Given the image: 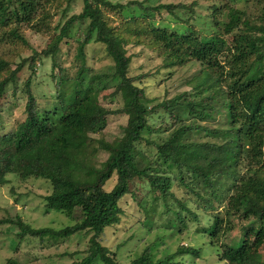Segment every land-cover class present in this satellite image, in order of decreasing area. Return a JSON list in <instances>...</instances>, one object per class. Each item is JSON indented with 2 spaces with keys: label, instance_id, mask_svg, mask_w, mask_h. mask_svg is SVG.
Returning a JSON list of instances; mask_svg holds the SVG:
<instances>
[{
  "label": "trees",
  "instance_id": "trees-1",
  "mask_svg": "<svg viewBox=\"0 0 264 264\" xmlns=\"http://www.w3.org/2000/svg\"><path fill=\"white\" fill-rule=\"evenodd\" d=\"M248 2L257 14L245 16L243 10L231 9L222 32L214 31L216 39L206 41L195 30L155 24L148 20L152 15H146L145 8H140L145 13L129 17L132 25L138 20H148L138 34L131 30L130 34L118 32L109 25L103 8L123 11L126 6L107 0H82L81 12L68 17L44 49L15 62L16 45L30 48L24 27L34 32L42 30L36 13L38 0H0V45L9 50L0 52V101L9 85L14 93L20 90L25 95V119L15 130L0 135V186L9 183L14 186L28 178L43 179L49 186V192L41 195L45 212L55 210L71 219L69 225L61 228L32 227L18 214L14 219H0V223H14L21 237L38 238L45 244L50 241L58 245L89 236L83 256L67 249L51 256L67 257L68 264H118L115 253L109 255L108 248L101 244V235L105 228L119 223L124 213L122 198L129 193L133 197L132 185L145 184L152 195L141 207L155 212L162 203V214L170 217L160 231L167 234H156L157 239L128 264H189L188 259L193 256L202 257V249L180 245V232L191 220L186 211L194 219L198 217L186 207V201H179L174 211L166 200L159 202L160 198H167L174 181L165 175V170H172L175 179L189 187L206 212V228L192 239L214 247L213 262L264 264L257 253L259 242L264 240V0ZM152 8L154 11L166 8L173 13L186 5L164 3ZM84 22L82 38H75L78 51L74 59L81 64L74 73L73 65L58 66L52 62L51 68H57L58 75L55 82L53 71L48 73L52 86L48 95L50 107L39 103L32 91L31 75L21 88L17 84L28 66L34 72L27 59L33 62L54 57L60 43L70 38L73 25ZM143 34L148 35L150 45L156 46L159 59L156 70L166 71L168 79L188 61L200 63L202 67L196 73L200 74L199 79L190 89L171 97L164 94L161 100L159 96L152 105L147 103L145 88L137 78L128 75L131 60L125 48L131 38L139 45L141 40L135 36ZM228 35H232L230 41L225 37ZM90 42L104 45L113 65L111 74L88 75L84 49ZM226 50L229 55L222 57ZM224 57L226 65L220 63ZM164 86L166 94H170L169 84ZM110 87L114 88L110 94L121 98L122 105L114 111L128 118L122 136L107 141L98 134L112 110L100 104L97 97ZM213 113H220L226 125L198 123L214 120ZM155 117L159 119L157 126ZM101 152L107 155L103 160L99 159ZM113 175L115 182L107 189L106 181ZM233 217L257 225L249 226L232 242L218 243L220 236L231 229L224 225V218L230 222ZM167 236L178 239L173 253L160 248L166 244ZM63 245L69 249L68 244ZM155 250H160L163 256L156 257Z\"/></svg>",
  "mask_w": 264,
  "mask_h": 264
},
{
  "label": "rangeland",
  "instance_id": "rangeland-1",
  "mask_svg": "<svg viewBox=\"0 0 264 264\" xmlns=\"http://www.w3.org/2000/svg\"><path fill=\"white\" fill-rule=\"evenodd\" d=\"M113 4H119L126 6L123 11L120 8H103L104 17L107 19L110 26L114 27L118 32H127L130 34H138L141 31V27L146 25L148 20H153L155 24L166 26L169 29L184 28L195 30L202 35V38L206 41L215 40L216 35L214 31H221L223 25L228 21V13L231 9H239L245 12V16H254L257 14V10L248 0H107ZM168 3H183L186 8L175 9L173 13L169 12L166 8H162L159 11H154L152 7L159 6L160 4ZM82 0H38L37 3V18H40L42 30L34 32L27 26L24 27V34L28 40L30 48L23 47L21 44L16 45L18 55H14V61H20L21 57H29L35 52H40L46 47L52 38L59 32L60 26L70 17L72 14L81 12ZM152 15L146 22L138 20L135 25H132L130 15ZM42 13H45L43 15ZM139 19V18H138ZM253 19V17H250ZM188 23H184L186 21ZM184 21V22H181ZM252 21V20H250ZM87 22V21H85ZM76 23L70 30V38L67 41H62L54 55L43 57V59H36L33 62L27 59L26 63L30 64L34 68V72L28 66L21 74L19 81L17 82L19 88L23 86L24 81L30 76L32 82V91L35 94L39 103H44L46 106L51 98L48 95L52 89L49 84L48 73L52 70L51 63L55 65H73L72 71L75 73L77 65L81 64L80 61L74 59L75 53H77V40L75 38H82L83 28L86 23ZM218 22V26L214 27L213 24ZM254 22V21H252ZM145 31V30H144ZM222 32V31H221ZM124 33V32H123ZM134 36V35H133ZM147 34H143L139 37L141 42L137 45L134 38L126 43V52L131 60L129 64V76L137 78V82L141 87H144L147 95V103L151 105L158 101L160 96L161 100L163 95L171 97L173 93H178L183 89H190L197 79H199L200 63L190 60L184 67L179 68V72L172 75L171 79H168L167 72L161 70L158 72L156 67L159 64V59L156 57L155 45H150V40ZM229 41L232 39V35L225 36ZM149 45V46H148ZM6 50L3 45H0V52ZM4 53V52H2ZM158 53V52H157ZM230 52L224 51L222 57H227ZM84 56L86 61V67L90 69L88 75L103 74L113 72L112 63L108 57L105 47L101 43L90 42L84 49ZM225 57L220 59V63L226 65ZM14 62V63H15ZM13 67L15 64H13ZM184 70L186 72H184ZM53 73L56 76L55 82H57L58 69L53 68ZM33 72V73H32ZM145 77V78H144ZM189 79V80H188ZM195 79V80H194ZM188 80V81H187ZM187 81V83H182ZM113 83V82H111ZM168 85L170 87V94H166L165 89ZM193 84V85H192ZM12 85H9V89L5 96L0 101V135L2 133H8L17 127L25 119L24 102L25 95L20 90L16 93L11 91ZM168 89V87H167ZM114 90L113 87L107 88L104 91L99 92L98 102L105 105L108 109L112 110L110 114H107L100 133L104 140L111 141L113 139H119L122 136L123 128L126 125L128 116L124 113H117L114 109L119 108L121 104V98L117 95L110 94ZM48 99V101H47ZM153 101V103L151 102ZM43 106V105H40ZM39 107V106H38ZM41 108V107H39ZM47 109V108H43ZM214 114V120L195 121L202 125H212L213 127H220L224 125L222 115L218 113ZM218 116V117H217ZM156 126L159 122L158 118H153ZM210 121V122H209ZM170 125V124H169ZM226 125V124H225ZM146 135H148L146 133ZM92 136L97 137V134ZM190 138L192 136L190 135ZM202 138V140L207 139ZM211 140H215L211 137ZM106 154L101 152L99 159L106 158ZM166 176L171 177L174 181L168 192L166 199H159V202L167 201V206L172 207L173 211L178 208V202H185L186 207L190 212L195 213L198 218H193L186 211V216L191 217L189 226L180 232V245H193L202 249V257H192L188 259L189 264H215L211 259L213 253V246L197 242L192 239L193 235L197 232H201V229L206 228L205 224V210L200 208V200H196L189 191V187L180 185L179 181L175 179L176 173L172 170H165ZM32 179V180H31ZM116 176H112L106 181V188L110 189L114 184ZM28 181H18L14 186L9 183L7 185L0 186V219L12 218L18 214L22 218L26 219L32 227L39 226H52L54 228H61L71 223V219L67 216L59 214L55 210L45 212L44 203L41 195L49 192L48 183L43 179L35 181L33 178H28ZM34 182V183H33ZM133 197L131 194L122 198V204L124 213L121 215L118 224L111 227H107L101 235V244L108 248L109 255L115 253V259L118 264H128L132 259L141 253L145 247L152 244L156 239V234H164L167 232L160 231L162 227L166 226L165 222L168 221L170 214H162V203H159L155 212H151L142 206L143 201H150L151 191L145 184L132 185ZM14 189L15 194H13ZM36 190V191H35ZM18 199V200H17ZM224 204V203H223ZM148 205V204H146ZM79 215V211L75 212ZM57 218H56V217ZM223 218V213H221ZM224 225H229L230 230L224 232L219 242L229 243L236 240L238 237L244 234L249 226H256L257 224L249 222L248 220H242L240 217L231 218L230 222L224 218ZM252 233V232H250ZM252 236V234H251ZM89 237V236H88ZM88 237L74 238L71 241H64L61 244H52L50 241L45 244L38 238L29 236L21 237L19 235V228L14 223H0V264H68L70 260L67 257L51 256L62 249L68 251L81 252V256L84 255V248L88 246ZM252 238V237H251ZM49 240V239H48ZM51 240V239H50ZM55 241V240H52ZM166 244L160 246L161 250L167 249L168 252H175L177 248L178 239L173 237H165ZM205 242V241H203ZM63 244H68L69 249ZM48 245V246H46ZM256 246L258 247L257 253L264 260V240H261ZM61 247V248H60ZM65 247V248H64ZM156 257L163 256L160 250H155ZM216 264H228V263H216Z\"/></svg>",
  "mask_w": 264,
  "mask_h": 264
}]
</instances>
